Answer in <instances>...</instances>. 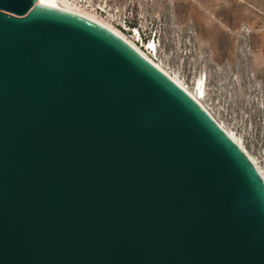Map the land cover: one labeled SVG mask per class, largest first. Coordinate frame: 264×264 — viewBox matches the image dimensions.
<instances>
[{"label":"water","instance_id":"obj_1","mask_svg":"<svg viewBox=\"0 0 264 264\" xmlns=\"http://www.w3.org/2000/svg\"><path fill=\"white\" fill-rule=\"evenodd\" d=\"M0 264H264V180L148 53L0 0Z\"/></svg>","mask_w":264,"mask_h":264},{"label":"rangeland","instance_id":"obj_2","mask_svg":"<svg viewBox=\"0 0 264 264\" xmlns=\"http://www.w3.org/2000/svg\"><path fill=\"white\" fill-rule=\"evenodd\" d=\"M148 53L264 178V0H62ZM150 45H153L152 47Z\"/></svg>","mask_w":264,"mask_h":264},{"label":"bare ground","instance_id":"obj_3","mask_svg":"<svg viewBox=\"0 0 264 264\" xmlns=\"http://www.w3.org/2000/svg\"><path fill=\"white\" fill-rule=\"evenodd\" d=\"M39 0H37L38 3ZM84 14V12H83ZM85 15H87L85 13ZM88 17H90L91 19H93L94 21L98 22L99 24H101L102 26L106 27L107 29H109L110 31L114 32L115 34H117L118 36H120L121 38L125 39L118 31L114 30L113 28L109 27L107 24H103L102 22L94 19L93 17L87 15ZM126 40V39H125ZM127 41V40H126ZM131 43V42H129ZM132 44V43H131ZM151 47L153 45H150ZM192 94V93H191ZM192 96L195 98V100L197 101V103L210 115V113L203 107V105L200 103L199 98L202 96V89L199 87L198 88V92L196 94H192ZM211 116V115H210ZM212 117V116H211ZM213 118V117H212ZM214 119V118H213ZM215 120V119H214ZM216 122V121H215ZM217 123V122H216ZM219 125V123H217ZM221 127V125H219ZM222 128V127H221ZM223 129V128H222ZM224 132L242 149V147L236 142V140L234 139V137L232 135H230L225 129H223ZM243 150V149H242ZM244 152V150H243ZM245 153V152H244ZM246 155V153H245ZM247 156V155H246ZM248 157V156H247ZM248 159L250 160V158L248 157ZM251 161V160H250ZM251 163L253 164V166L256 168V170L259 172V174L261 175L260 171L257 169V167L254 165V163L251 161ZM262 179L264 180L263 176L261 175Z\"/></svg>","mask_w":264,"mask_h":264},{"label":"built area","instance_id":"obj_4","mask_svg":"<svg viewBox=\"0 0 264 264\" xmlns=\"http://www.w3.org/2000/svg\"><path fill=\"white\" fill-rule=\"evenodd\" d=\"M76 9H78V7Z\"/></svg>","mask_w":264,"mask_h":264}]
</instances>
